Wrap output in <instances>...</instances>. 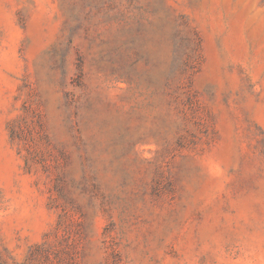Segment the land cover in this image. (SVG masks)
<instances>
[{
    "label": "rangeland",
    "instance_id": "rangeland-1",
    "mask_svg": "<svg viewBox=\"0 0 264 264\" xmlns=\"http://www.w3.org/2000/svg\"><path fill=\"white\" fill-rule=\"evenodd\" d=\"M0 264H264V0H0Z\"/></svg>",
    "mask_w": 264,
    "mask_h": 264
}]
</instances>
